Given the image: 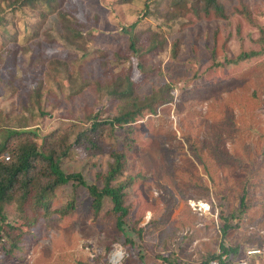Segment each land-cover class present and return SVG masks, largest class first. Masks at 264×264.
I'll list each match as a JSON object with an SVG mask.
<instances>
[{"label": "rangeland", "instance_id": "374dc122", "mask_svg": "<svg viewBox=\"0 0 264 264\" xmlns=\"http://www.w3.org/2000/svg\"><path fill=\"white\" fill-rule=\"evenodd\" d=\"M11 1L0 0V144L66 148L61 169L98 188L122 151L131 242L108 196L95 209L68 181L0 264H193L221 243L241 254L264 241V0H218L224 17L201 0H57L73 34L44 0ZM125 77L129 98L110 95ZM129 105L141 115L108 123ZM7 214L23 221L15 205Z\"/></svg>", "mask_w": 264, "mask_h": 264}, {"label": "trees", "instance_id": "16d2710c", "mask_svg": "<svg viewBox=\"0 0 264 264\" xmlns=\"http://www.w3.org/2000/svg\"><path fill=\"white\" fill-rule=\"evenodd\" d=\"M201 1V9L204 12H209L213 9L220 16L224 17L223 8L218 0ZM44 2L48 5L46 16L51 13L55 14L60 22L64 24L66 31L72 34L74 32L77 33L78 28L72 26L74 24L77 25L75 19L72 18L68 12L59 10L57 0H44ZM12 3H15L16 6L29 4L34 6V0H13L10 2L11 6ZM71 14L74 16L72 11ZM134 44V41L131 40L130 48L136 51ZM156 46L157 42H153L146 48L152 50ZM257 54L258 53L255 51H250L249 53H241L238 58H248ZM4 70L11 74H14L15 71L10 66L5 67ZM115 87L116 89H110V95L113 94L117 98H129V95L132 93V80H130L129 77H125L124 82L115 84ZM141 110L142 109H137L136 106L129 105L123 113L114 117L108 123L114 125L116 122L122 124L132 122L137 115H141ZM150 110L153 111V108L150 107ZM96 125L97 123H93L90 128L94 129ZM28 131H21L19 133ZM12 133L15 132L11 130L9 135ZM81 137L86 140L88 147L96 146L97 138H93L91 133H87L83 136L81 135L79 139ZM5 149L10 153L7 154L9 156L7 160L3 158V155L0 157V258L2 253L8 254L18 248V243L28 232L27 229L35 224L38 217L45 216L48 212L49 201L54 191L57 187L68 181H76L77 184L87 189L92 199V207L95 209L100 206L102 198L108 196L113 204L112 210L119 213L116 220L117 228L123 234L125 240L131 242V230H129L127 225L122 221L123 215L127 212V208L123 204V197L125 189L130 185V180L123 182L115 181L123 172L124 153L122 151L113 150L111 152L113 160L103 177V187L98 188L94 184L87 183L79 173H65L61 169L60 160L66 155V148L59 153H56L55 150L46 152L39 149L34 141L13 142L9 139H5L0 144V155ZM113 181L117 183L113 184ZM9 205H15V214L17 217L23 219V221L19 223H16L15 220L9 221L7 218V206ZM242 205L244 204L241 200V206ZM70 206H72V203H70L67 208ZM68 211L69 209H64L63 213ZM239 252V246L221 243L218 253L211 254L204 261L200 262L206 263L210 259L218 258L221 264H229L238 256ZM169 263L190 264L189 262L185 263L177 259H173Z\"/></svg>", "mask_w": 264, "mask_h": 264}, {"label": "built area", "instance_id": "2783aa9c", "mask_svg": "<svg viewBox=\"0 0 264 264\" xmlns=\"http://www.w3.org/2000/svg\"><path fill=\"white\" fill-rule=\"evenodd\" d=\"M8 155H4V159L7 160ZM262 258L264 262V241L259 245H249L244 247L241 254H239L229 264H253V258ZM193 264H221L218 258L210 259L206 263L196 262Z\"/></svg>", "mask_w": 264, "mask_h": 264}, {"label": "crops", "instance_id": "0c3cea01", "mask_svg": "<svg viewBox=\"0 0 264 264\" xmlns=\"http://www.w3.org/2000/svg\"><path fill=\"white\" fill-rule=\"evenodd\" d=\"M239 254H240V252H239ZM239 254H238V255H239ZM255 258H256V257H255ZM255 258H253V262L258 261L259 259H261V261H263L262 258H260V257H258V258H256V259H255Z\"/></svg>", "mask_w": 264, "mask_h": 264}, {"label": "bare ground", "instance_id": "6f19581e", "mask_svg": "<svg viewBox=\"0 0 264 264\" xmlns=\"http://www.w3.org/2000/svg\"><path fill=\"white\" fill-rule=\"evenodd\" d=\"M202 206H204L205 207V209L207 208V206L204 204V205H202ZM120 258V257H119Z\"/></svg>", "mask_w": 264, "mask_h": 264}]
</instances>
